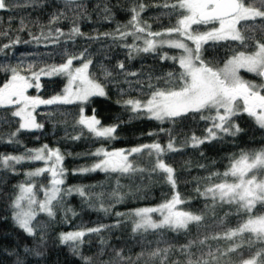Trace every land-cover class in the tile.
<instances>
[{
  "label": "snow or ice",
  "instance_id": "snow-or-ice-1",
  "mask_svg": "<svg viewBox=\"0 0 264 264\" xmlns=\"http://www.w3.org/2000/svg\"><path fill=\"white\" fill-rule=\"evenodd\" d=\"M47 3L48 0H23L22 3L16 0L10 6L8 0H0V10L43 8ZM57 3L62 7L50 14L47 25H41L42 29L49 28L46 35L42 31L45 39L52 37L53 32L56 34L53 43H59L63 36L71 40L77 37L89 41L111 39L127 50L129 61L140 54L151 53L159 55L161 62L171 60L173 65L178 64V68L161 73L143 66L130 70L124 61H118L113 71L101 64V82L89 72L93 60L87 48L78 54L65 51L67 58L60 64L45 63L37 67L35 63L22 61L15 66L0 65V71L8 74L6 81L0 84V126L18 125L14 131L0 134V144L24 148L19 154L0 153V175H16L17 166L25 163L43 164L24 171L25 180L13 186V194L8 196L7 203L13 224L27 237L33 238L34 246L25 245L23 255L17 250L19 245L14 249H0V264H5L6 259H11L12 264H27L29 256H45L48 229L57 218V212L64 214L65 221L69 214L73 217L79 215L68 204L69 197L78 196L82 210L109 215L115 205L122 204L129 197L146 196L150 186L161 181L170 186V199L156 207H137L126 213L116 211L112 224L60 232L56 237L58 244L66 246L82 264H264V147L241 150L238 156L229 158L230 163L222 173L214 171L205 177H193L194 198L204 201L200 212L178 207L190 203V200H185L178 191L176 169L164 159L168 153L183 151L184 147L199 148L205 143L238 137L245 130L237 120L245 114L256 128L264 132V40L255 38L256 32H264V0H160L151 5L161 10L155 19L167 16L171 23V18L175 17V23L158 31H153L152 25L142 20V13L149 5L143 0H126L122 10L130 14L127 23H118L112 31L95 35L83 33L79 21L90 19L94 12L98 20L111 23L114 9H121L122 0H116L115 4L111 0H96L91 11L87 0H57ZM64 21L71 22L67 32L58 26ZM201 25H210L211 28L200 31L193 27ZM26 30L28 25L22 18L18 31ZM0 36L7 37L8 31L0 30ZM129 38L131 43L127 42ZM33 39L39 41L40 37L34 36ZM20 42L19 37L10 39L9 43L0 45V52ZM209 42L213 46L220 42H236L231 54H226L223 59L222 67H214L213 60L205 59L204 46ZM162 49H176L179 54L170 56L166 51L160 54ZM74 61H80V66L73 67ZM241 70L258 77L260 82L244 79ZM42 76L66 77L62 94L48 99L28 95V89L41 88ZM108 84H112L121 97L133 90L141 94L117 101L129 113L127 122L148 119L175 126L184 119L198 118L208 122L206 134L200 137L192 133L177 146L174 127H160L146 135L167 134L165 145L153 140L130 148L109 150L98 147L95 151L77 153L78 157L93 158V162L73 169V175L100 172L105 174L108 183L65 187V154L48 144L28 148L20 134L43 130L44 124L39 123L34 115L37 106L79 104L78 113L71 122L73 131H79L70 133L69 121L65 117V140L79 141L85 137V130L96 140L110 142L116 139L118 128L126 121L119 120L105 126L95 110L90 116L85 114L84 105L92 98H107ZM199 167L203 169L206 165L200 164ZM185 170L191 171L190 162L185 164ZM45 175L48 177L46 184L39 180ZM121 180L127 183L122 184ZM38 193H42V197ZM0 195H3L2 191ZM225 206L230 211L218 216V211ZM258 211L261 214H257ZM41 214L48 218L47 221L38 219ZM153 214L159 218H154ZM230 215L237 216L241 222L236 227L226 228ZM209 220L212 221L210 226L223 230L199 234L182 244L172 243L167 238L169 233L175 234L173 238L186 236L192 226L199 229ZM128 221L132 224L129 236L132 247L125 244L116 248L101 235L105 231L120 229ZM93 235L98 237L97 251L86 256L81 248L86 242L91 243L86 237ZM149 236L155 239H149ZM220 241L225 244L221 245ZM212 242H216L215 245ZM134 247L140 250L133 255Z\"/></svg>",
  "mask_w": 264,
  "mask_h": 264
},
{
  "label": "trees",
  "instance_id": "trees-1",
  "mask_svg": "<svg viewBox=\"0 0 264 264\" xmlns=\"http://www.w3.org/2000/svg\"><path fill=\"white\" fill-rule=\"evenodd\" d=\"M16 0H8V4L11 6ZM23 0H21V3ZM113 4L116 0H111ZM126 0H122L121 9H114L115 15L111 23L98 20L96 14L93 12L92 16L88 20L79 21L80 27L83 33L86 35H95L98 32L112 31L116 25L126 24L130 18V14L122 10ZM146 5H149L147 10L142 13V20L152 25L153 31H158L162 27H169L175 23V17L170 18L165 16L160 20H156L160 14V9L151 7L152 4L160 2V0H143ZM96 3V0H87L89 10ZM62 7L57 3V0H48L43 8H15L12 11L0 10V30H7L8 36H0V45L10 42V39L19 37L20 43L0 52V65L15 66L22 61L27 63H35L37 67L46 64H60L67 57L64 55L65 51L68 53H79L85 48L88 49V54L93 60V64L90 65L89 72L94 74L97 79L103 82V75L100 70V65L103 64L110 70L115 71V65L118 61H124L126 67L130 70H138L142 66L145 69H153L157 73L167 72L172 70L173 67L178 68V64L173 65L171 60L161 62L159 55L156 54H140L136 59L129 61L127 59V50L119 47V42H113L111 39L89 41L83 37H77L75 40L69 39L67 36L59 38V43H53L56 39V34L53 32L52 37L47 39L42 35H46L49 31L48 27L41 28V25H47L50 14L56 9ZM11 18V19H10ZM25 20L28 25V30L18 31L20 27V20ZM38 22V23H35ZM64 32H67L71 27L70 21H64L58 25ZM200 31H205L211 28V26H197ZM31 33V35L29 34ZM251 34V33H249ZM34 36L40 37L37 41L33 39ZM255 38L264 40V32H256ZM24 41H28L25 43ZM128 43H131V38L128 39ZM205 59L213 60L214 67H221L222 61L226 54H231L233 48L236 47V42H220L215 46L212 42L205 45ZM251 50V49H250ZM168 52L170 56L176 55L175 49H162L160 54ZM215 57V59H213ZM80 61H74V67L80 66ZM244 74V73H243ZM8 74L0 71V84L6 81ZM249 80H259L257 77L245 74L243 76ZM41 88L39 90H31L30 96H40L43 99H48L53 95L62 94L66 85V79L63 76L55 77H43L41 78ZM126 87V86H124ZM107 98L94 97L91 102L84 105L85 114L92 115L93 110L95 114L102 121V124L112 125L119 120L126 121L120 125L117 130V138L110 142L103 140H96L87 134L85 130V137L79 141L65 140L64 133V119L67 117L69 121L68 131L72 134H76L79 129L73 131L71 128V122L74 116L78 113L79 104L68 105H40L36 108L34 115L39 123L44 124L43 130L35 132H23L20 134V139L23 144L28 148H36L43 144H48L51 148H59L62 153L65 154V160L63 166L67 169V175L65 178V187L71 185H92V184H107L104 173H90L87 175H73V169H77L84 165H90L93 162V158L85 156H77V153H85L88 151H95L98 147H106L109 150L130 148L144 143H151L153 140H159L162 145H165L168 141V135L161 133L159 136H148V132H156L160 127L175 129L174 134L177 135V146L182 145L185 138L190 137L192 133L197 136L203 137L205 128L209 126L208 122L201 121L198 118L193 120L191 118L184 119L178 122L175 126L171 124L161 125L159 122L148 119H136L131 122H127L129 119V113L117 104L118 100L127 99L129 96L137 97L141 96L136 91H130L124 97L118 94V91L112 84L107 86ZM18 119V118H17ZM237 122L240 127L245 131L236 138H226L224 141H213L211 143H205L199 148L184 147L183 151L176 153H168L164 159L165 162L176 169V175L178 178V191L181 193L185 200H190V203L178 206L183 210L200 212L203 210L204 201L200 198H194L193 189L195 182L193 177H205L210 172H224L228 167L229 158L233 155L238 156L241 150H256L264 147V132L256 128L250 118L247 115H243L238 118ZM18 125L13 124L11 126H0V134H6L15 130ZM39 137V139H37ZM24 150L23 147L16 145H8L6 143L0 144V153L6 154H19ZM72 155H67L68 153ZM201 152L203 156H201ZM143 160L140 161L143 164ZM190 162L191 171L185 170V164ZM204 164L206 168H200L199 165ZM40 163L34 164L25 163L18 165V174L12 175H0V191L3 195H0V249H14L17 245L20 247L17 249L23 255L22 249L26 245L33 247L35 241L33 238L27 237L18 228L15 227L11 220V212L7 207L8 196L13 194V186L19 184L25 180L23 175L24 171L39 167ZM46 177L42 179L44 181ZM122 184H126V180H121ZM114 184V181H113ZM99 190V189H98ZM127 191V189H125ZM171 189L170 186L162 181L155 185L150 186L147 190V195H138V198H126L122 204L115 205L113 212L109 215L103 212L92 211L88 209L82 210L80 198L73 196L68 198V204L73 207L79 215L73 217L69 214L67 221H65L64 214L60 211L57 212V218L51 222V227L48 229L47 248L45 256L34 257L29 256L27 258V264H82V261L73 256L70 250L66 246L58 244L56 237L60 232L75 231L85 227H96L101 224H112L116 217L115 212H128L131 209L137 207H156L166 199H170ZM260 206H258V209ZM230 211L225 206L223 210L218 211V216H223L224 212ZM257 214H261L259 211ZM5 217H8L5 219ZM41 221H47V217L41 214L38 217ZM241 220L237 216L230 215L227 218L225 227H236ZM212 221L209 220L205 226L197 229L195 226L191 227L188 235H180L178 238L175 234L169 233L167 238L170 242L175 244H182L187 239L194 238L199 234H209L223 229L210 226ZM132 224L130 221L123 224L122 227L113 232L105 231L101 235L106 237L109 244L120 248L127 244L132 247V242L129 240ZM120 237V239H117ZM149 239H155L153 236H149ZM38 239V237H37ZM90 240L91 243L86 242L82 245L81 251L86 256L94 255L98 247V237L95 235L86 237V241ZM214 245L216 242H212ZM224 245V241L219 242ZM127 251V249H125ZM140 249L134 247L131 254H135ZM5 264H12L11 259H6Z\"/></svg>",
  "mask_w": 264,
  "mask_h": 264
},
{
  "label": "rangeland",
  "instance_id": "rangeland-1",
  "mask_svg": "<svg viewBox=\"0 0 264 264\" xmlns=\"http://www.w3.org/2000/svg\"><path fill=\"white\" fill-rule=\"evenodd\" d=\"M193 27H197V26H193ZM208 30H210V28L208 29ZM206 31V30H205ZM189 43V45L190 46H192V47H194V45H192L191 44V42L189 41L188 42ZM176 50V49H175ZM179 54V50H177V54L176 55H178ZM223 66V65H222ZM221 66V67H222ZM74 67V66H73ZM79 67V66H78ZM244 73V74H243ZM245 74H248V75H251V76H254L253 74H251V73H247L246 71H244V70H241L240 71V75L243 77ZM43 77H48V76H42L41 78H43ZM52 77H55V76H52ZM255 77V76H254ZM50 78V77H49ZM65 79H66V84H67V78L66 77H64ZM244 78V77H243ZM258 78V77H257ZM244 79H246V78H244ZM259 79V78H258ZM246 80H249V79H246ZM251 81H253V80H251ZM254 82H257V83H259L260 82V79L259 80H255ZM31 90H35V88L33 87V88H30V89H28V92H27V94L29 95V92L31 91ZM37 90V89H36ZM40 106V105H39ZM38 107V106H37ZM40 163V166H43V164H42V162H39ZM44 177H46V179L44 180V181H42V179L44 178ZM44 177H41V178H39V180H40V182L41 183H44V184H46L47 183V179H48V177H47V175H45ZM38 196H41L42 197V193H38ZM154 215V218H159L158 217V215L157 214H153Z\"/></svg>",
  "mask_w": 264,
  "mask_h": 264
}]
</instances>
